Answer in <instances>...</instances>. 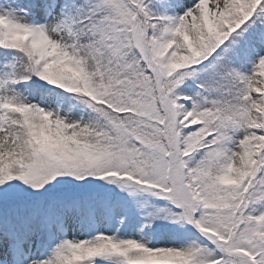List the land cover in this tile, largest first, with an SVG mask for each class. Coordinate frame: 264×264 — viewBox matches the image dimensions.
Masks as SVG:
<instances>
[{
  "label": "snow or ice",
  "instance_id": "1",
  "mask_svg": "<svg viewBox=\"0 0 264 264\" xmlns=\"http://www.w3.org/2000/svg\"><path fill=\"white\" fill-rule=\"evenodd\" d=\"M0 264H264V0H0Z\"/></svg>",
  "mask_w": 264,
  "mask_h": 264
}]
</instances>
